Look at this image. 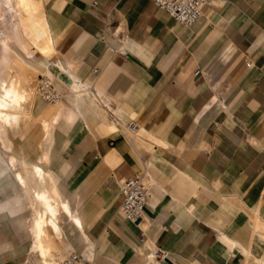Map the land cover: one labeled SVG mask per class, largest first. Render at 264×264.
I'll use <instances>...</instances> for the list:
<instances>
[{"label": "crops", "instance_id": "0c3cea01", "mask_svg": "<svg viewBox=\"0 0 264 264\" xmlns=\"http://www.w3.org/2000/svg\"><path fill=\"white\" fill-rule=\"evenodd\" d=\"M0 1V85L33 86L40 70L64 98L61 110L27 98L15 129L0 123V169H8L0 183L14 196L0 207L11 198L13 213L21 210L23 191L8 171L40 165L80 224L60 213L58 258L264 264V0H218L188 28L150 0H34L38 19L26 21L37 50L26 41L10 46L18 9ZM37 122L43 143L27 160L8 133L25 139ZM136 175L151 197L143 220L131 223L120 214L119 186ZM86 233L89 247L74 239ZM28 238L25 264H42ZM66 241L78 244L72 250Z\"/></svg>", "mask_w": 264, "mask_h": 264}, {"label": "bare ground", "instance_id": "6f19581e", "mask_svg": "<svg viewBox=\"0 0 264 264\" xmlns=\"http://www.w3.org/2000/svg\"><path fill=\"white\" fill-rule=\"evenodd\" d=\"M19 2L22 6L26 8L29 7V0H19ZM4 66L6 67L8 64ZM19 80L14 79L9 84H7V86L2 84V82V85H0V123L2 126L8 127V129H15L18 126L21 118L26 115L24 110V103L26 102V99L29 98L32 100L35 96L38 97L37 85L35 88L30 86L29 83H27L29 86H23ZM61 100L52 106L57 105L59 102H61ZM14 160L15 159L11 157L10 161L12 164ZM22 166L23 170L32 176L31 180L27 179L28 174L26 173L22 174L19 171L11 173V170L8 172L9 175L13 176L17 182L16 187L22 190L25 196L31 201L30 209L32 212L28 234L33 241V257L37 256L38 260L43 262L42 264H61V262L71 254L65 256L63 259L62 257H56V253L59 250L57 249V245L54 242V237L60 240L63 235L59 217L60 213L65 212V214L70 218L77 228H80V224L77 218L71 215L68 204L62 202L59 199L60 196L57 190L50 183L51 175L49 174L48 170H45L40 165H33L31 169H27L24 162L22 163ZM14 169L15 168L13 167V170ZM71 242L72 250H74L78 243L74 241ZM155 257L156 256L154 253L153 258L155 259ZM60 259L62 260L60 261Z\"/></svg>", "mask_w": 264, "mask_h": 264}, {"label": "rangeland", "instance_id": "374dc122", "mask_svg": "<svg viewBox=\"0 0 264 264\" xmlns=\"http://www.w3.org/2000/svg\"><path fill=\"white\" fill-rule=\"evenodd\" d=\"M12 2L16 4L17 9H18V11L16 12L18 16H16L15 18L13 17V19H15L17 22L13 21L11 22V24H9L5 38H8L9 42H11L10 46L22 45V43L26 41L27 43L32 42L33 46L36 48L34 44V36L32 34L29 23H27L26 21V18H28L29 16H33L35 19H38L37 9L34 5V0H32L31 8L29 7L24 8V7L18 6L16 0H12ZM0 3L3 4L2 1H0ZM13 28L19 29L20 31L19 36H23L24 38L22 39L18 37L19 40H21V42L18 40V38H15L13 31H12ZM26 42H25V45H27ZM15 56H18L21 59L20 55H15ZM42 56L43 57L49 56V53L48 54L46 53ZM35 74L36 75L34 76V79H33L34 88L38 83L37 76L38 75L43 76L44 72L39 70ZM8 79H11V76H9L7 80ZM69 94L72 95V91H70ZM62 99L64 98L62 97ZM38 101L40 100L38 99ZM40 102L44 104L45 109L59 108L61 110L63 108L62 101L54 106H52L53 104H47L43 102L42 100ZM64 121H65L64 119L60 118L57 124L55 125L54 130L56 134L63 130ZM31 122H32V119H31ZM8 137L12 141L15 151L21 153L20 156L27 160L35 156L36 144L43 143V131H42L40 123L38 122L33 127L32 132L26 135L25 139L22 138L21 134L13 135L11 133H8ZM2 147L5 150V146H2ZM13 152L14 151L10 153H13ZM0 155H1V159L7 160L6 153L1 152ZM2 170L6 171L8 169L6 167L1 168L0 173ZM22 171L24 174L26 173L24 170ZM10 186H11L10 184L0 183V200L4 199V197H10V196L11 198L14 197L10 194ZM19 194H20V197L22 196V202H21V208H20L21 210H19L17 213H13V210L15 207V199L10 198L7 203L3 204L5 208L0 207V264H25L26 260L29 257V245L31 244V242H30V239L28 238L27 230L31 222L30 221L31 212H32L30 209L31 201L29 199L28 200L25 199L24 197L25 195L23 194V192ZM18 220L21 223V226H18L17 224ZM74 239L81 241L87 247L90 246L88 243L87 233H86V237L83 235H75ZM65 245L70 246L72 245V242L66 241ZM72 253L74 252H70L66 254L65 256H68L69 254H72ZM62 259H60V261Z\"/></svg>", "mask_w": 264, "mask_h": 264}, {"label": "built area", "instance_id": "2783aa9c", "mask_svg": "<svg viewBox=\"0 0 264 264\" xmlns=\"http://www.w3.org/2000/svg\"><path fill=\"white\" fill-rule=\"evenodd\" d=\"M153 5L164 12L174 24L183 28L191 27L204 16L205 10L212 7L218 0H150ZM246 67L250 62H245ZM97 70H93L95 74ZM38 97L47 104H55L62 99L54 80L50 76H40L37 83ZM117 124V123H116ZM130 132L136 130V124L131 122ZM151 197L150 186L143 176H133L121 181L119 186L120 214L131 223L143 220L145 209ZM61 264H93L84 260L81 255L71 254Z\"/></svg>", "mask_w": 264, "mask_h": 264}]
</instances>
